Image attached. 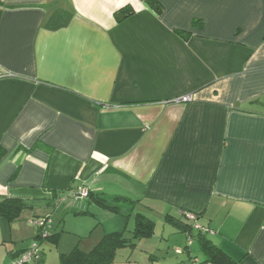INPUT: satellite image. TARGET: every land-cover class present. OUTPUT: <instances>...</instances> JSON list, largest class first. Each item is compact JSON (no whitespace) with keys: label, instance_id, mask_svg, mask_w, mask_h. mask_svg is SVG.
<instances>
[{"label":"crops","instance_id":"obj_1","mask_svg":"<svg viewBox=\"0 0 264 264\" xmlns=\"http://www.w3.org/2000/svg\"><path fill=\"white\" fill-rule=\"evenodd\" d=\"M157 1L161 13L146 0H0V200H22L31 220L113 213L69 196L87 186L166 225L196 213L231 258L264 264V0ZM57 11L72 19L48 29ZM175 227L181 264L199 242Z\"/></svg>","mask_w":264,"mask_h":264},{"label":"rangeland","instance_id":"obj_2","mask_svg":"<svg viewBox=\"0 0 264 264\" xmlns=\"http://www.w3.org/2000/svg\"><path fill=\"white\" fill-rule=\"evenodd\" d=\"M127 208V205H121L120 212L106 213L112 216L111 218L105 213L100 214L98 217H86L88 220L89 218L92 220V224L87 219H74L70 216L66 217V222L64 220L65 216H54L56 213L54 211L53 215L51 214V230L58 234L55 241L44 238L37 239L40 230L38 226L31 222V218L26 217L25 214L21 217L19 215V219L11 222L0 217V233L4 232L2 236L4 238L0 234V264H11L9 260L10 252L33 242L40 243L43 260L39 264H60L61 253H69L76 246L84 251H90L106 233L124 231L126 237H132L136 216L138 213H144V211L136 206L133 209L129 207V210ZM47 217H50V215H47ZM153 221L155 222L154 235L141 238L135 237L136 239H133L135 245L121 248L115 262L129 259L130 262L126 264H175L178 259L174 255L176 254L174 250H176L177 245H174L173 242L175 234H170V232H176L178 229L173 224L166 225L163 220L158 218ZM78 227L84 232H74V228ZM105 229L108 232H104ZM180 249L184 251V248ZM192 249L194 251L193 255L204 262L205 256L196 240H194ZM188 262L187 260L184 263L187 264Z\"/></svg>","mask_w":264,"mask_h":264},{"label":"trees","instance_id":"obj_3","mask_svg":"<svg viewBox=\"0 0 264 264\" xmlns=\"http://www.w3.org/2000/svg\"><path fill=\"white\" fill-rule=\"evenodd\" d=\"M146 2L153 7L157 12H162V6L157 0H146ZM135 13V10L131 5H127L114 13L115 19L117 22H122L125 19L129 18ZM72 19V13L68 11H57L46 22V27L51 30H57L63 27H66ZM195 25L203 27L204 23L201 20H194ZM185 39L190 37V33L185 31H178ZM88 198L93 199L95 202L103 206L104 208L109 209L112 212H119L120 208L118 204H111L104 194L94 193L89 189ZM73 199V198H72ZM113 199L115 200H131L133 202H138L139 200L131 199L125 196H116ZM82 200V199H79ZM25 203L18 198H5L0 200V217L6 218L8 221H14L18 219L22 209L25 207ZM184 218L175 219L170 218V221L174 223L179 228H184L186 233L190 234L193 238H197L201 251L205 256L204 262L198 259L196 256H188L187 264H240L239 261L234 260L228 254H226L218 245L214 244L211 239H208L206 234L198 232H192L193 226L192 223L188 221L185 214ZM198 216V214H197ZM40 218V217H38ZM199 218V216H198ZM35 219V218H34ZM155 222L151 220L148 216L143 213H138L136 216L135 227L133 229V236L126 237L124 231H113L106 233L101 241L90 251H84L79 246H76L69 253L60 254V264H113L115 262L116 256L119 250L123 247L133 246L134 238L149 237L154 235ZM58 234L50 230V233L47 237H42L39 232V238L56 240ZM135 238V239H136ZM16 259V258H15ZM182 261V262H187ZM42 262V259L39 261H33L25 264H39ZM181 262V263H182Z\"/></svg>","mask_w":264,"mask_h":264},{"label":"built area","instance_id":"obj_4","mask_svg":"<svg viewBox=\"0 0 264 264\" xmlns=\"http://www.w3.org/2000/svg\"><path fill=\"white\" fill-rule=\"evenodd\" d=\"M194 99L193 95L191 93L182 95L178 98H176L177 102H191ZM89 187L83 186L77 189H74L70 192L69 196L73 199L79 200V199H85L89 196ZM186 218L189 222L192 223L193 230H196L198 232L202 233H212V230L208 228L207 226H204L200 224L198 220V216L196 213L193 212H184ZM31 222L38 226L40 233L42 237H47L50 233L51 227H52V219L51 217H40L32 219ZM194 238L187 233V247L189 248L192 244ZM177 254H181L184 251L177 248L175 250ZM41 259V249H40V243L33 242L29 248H27L22 254H20L13 262L12 264H25L33 261H39ZM186 264V263H181Z\"/></svg>","mask_w":264,"mask_h":264}]
</instances>
